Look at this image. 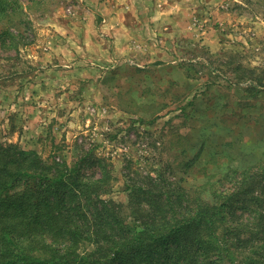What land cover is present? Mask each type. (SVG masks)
Listing matches in <instances>:
<instances>
[{"label":"rangeland","instance_id":"374dc122","mask_svg":"<svg viewBox=\"0 0 264 264\" xmlns=\"http://www.w3.org/2000/svg\"><path fill=\"white\" fill-rule=\"evenodd\" d=\"M175 1L20 0L0 20V140L87 172L103 158L116 178L102 197L124 204L146 175L181 174L179 136L197 165L259 160L264 0ZM122 6L136 43L107 27Z\"/></svg>","mask_w":264,"mask_h":264},{"label":"trees","instance_id":"16d2710c","mask_svg":"<svg viewBox=\"0 0 264 264\" xmlns=\"http://www.w3.org/2000/svg\"><path fill=\"white\" fill-rule=\"evenodd\" d=\"M19 2L0 0V20ZM183 138L181 174L146 175L127 204L102 197L116 178L103 158L87 172L0 140V264H264V156L197 165Z\"/></svg>","mask_w":264,"mask_h":264},{"label":"crops","instance_id":"0c3cea01","mask_svg":"<svg viewBox=\"0 0 264 264\" xmlns=\"http://www.w3.org/2000/svg\"><path fill=\"white\" fill-rule=\"evenodd\" d=\"M175 3H179L178 8H182V7H184L183 5L186 4V1L185 0H176ZM124 8H125V6L124 7L122 6L121 8L117 9L118 10V15L116 17H114L112 15H110V16L107 17V19H106L107 23L106 24H109L107 27H108V29H111L110 31H114L115 28H116L115 26H119V28H118L119 30H117L116 33L120 34V31L128 32V36H127L128 38H127V40H125V38H122V36H118V38H121V40L122 41H125V42H127V41H130L131 42V41H134L135 40L133 43H136L137 42V38H138V36L140 34L139 33L140 30L137 28L139 22L133 23L134 26H132L131 24H130V26H128V24H125L126 22L124 20L125 17H124V13H123V9ZM155 19L156 18H154L152 20H149V22L150 21H154V22H152V25L151 26H153V23L155 24V21H157ZM113 22H115L116 25L114 24L113 27H112V23ZM129 49L131 50L130 47H129ZM131 54H133V51H131ZM123 55H126L125 54V51H124V54Z\"/></svg>","mask_w":264,"mask_h":264}]
</instances>
